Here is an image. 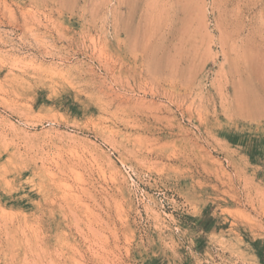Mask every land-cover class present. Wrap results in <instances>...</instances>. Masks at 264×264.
I'll return each mask as SVG.
<instances>
[{
    "label": "rangeland",
    "instance_id": "rangeland-1",
    "mask_svg": "<svg viewBox=\"0 0 264 264\" xmlns=\"http://www.w3.org/2000/svg\"><path fill=\"white\" fill-rule=\"evenodd\" d=\"M53 258L264 264V0H0V264Z\"/></svg>",
    "mask_w": 264,
    "mask_h": 264
},
{
    "label": "bare ground",
    "instance_id": "bare-ground-1",
    "mask_svg": "<svg viewBox=\"0 0 264 264\" xmlns=\"http://www.w3.org/2000/svg\"><path fill=\"white\" fill-rule=\"evenodd\" d=\"M63 195V194H62ZM67 196V195H66ZM62 197V196H61ZM69 207V206H68ZM69 210H71V209H69ZM98 215V214H97ZM66 217V216H65ZM87 217V216H86ZM100 217V216H99ZM98 217V218H99ZM90 224V223H89ZM91 225V224H90ZM80 227V226H79ZM83 228V227H82ZM96 228V227H95ZM94 228V229H95ZM100 228V227H99ZM80 229V228H79ZM88 229V228H87ZM90 231V230H89ZM98 231V230H97ZM78 234H79V232H78ZM103 234V233H102ZM79 235H81V234H79ZM106 235V234H105ZM97 239H99V238H97ZM89 242V241H88ZM103 242V241H102ZM46 244V243H45ZM98 244V243H97ZM100 244V243H99ZM47 245V244H46ZM104 245V244H103ZM97 247V246H96ZM45 248V247H44ZM98 248V247H97ZM100 248V247H99ZM47 249V248H46ZM106 249V248H105ZM48 250V249H47ZM99 250V249H98ZM109 250V249H108ZM112 250V249H111ZM79 252V251H78ZM106 253V252H105ZM104 253V254H105ZM83 255V254H82ZM102 257H106V256H102ZM105 259V258H104ZM104 259H102V260H104ZM114 259H115V257H114ZM53 260H55L54 258L52 259V262H55L56 264H58V262H56V260L55 261H53ZM106 260V259H105ZM113 262V261H112ZM54 264V263H53ZM105 264V263H104ZM109 264V263H108Z\"/></svg>",
    "mask_w": 264,
    "mask_h": 264
}]
</instances>
